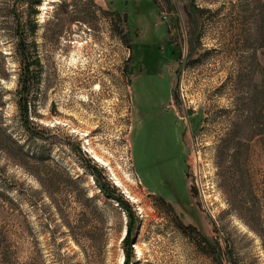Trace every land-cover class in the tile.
<instances>
[{"label":"rangeland","instance_id":"1","mask_svg":"<svg viewBox=\"0 0 264 264\" xmlns=\"http://www.w3.org/2000/svg\"><path fill=\"white\" fill-rule=\"evenodd\" d=\"M35 1L0 0V264H124L119 199L130 264H264V0ZM150 99L170 209L137 174Z\"/></svg>","mask_w":264,"mask_h":264},{"label":"flooded vegetation","instance_id":"2","mask_svg":"<svg viewBox=\"0 0 264 264\" xmlns=\"http://www.w3.org/2000/svg\"><path fill=\"white\" fill-rule=\"evenodd\" d=\"M137 83V93L142 98H145L146 90L142 85V81H138ZM151 101L150 99L148 103H141L136 100L139 116L143 119L140 125L135 128L136 136L145 138L143 143L146 144V149L142 147L143 149H141L137 160V174L141 185L150 191L149 194L159 202L166 204L168 209H170L173 205L165 194H170L179 204L182 202V196L180 190L171 178L168 177L167 180L163 178L161 182H158L155 178L156 173L159 171L167 174L165 156L167 154L170 137L167 136L164 126L165 122L163 119L165 117L161 116L160 113L156 114V110L153 111V109L158 107V104L154 105ZM149 107L153 109L148 111ZM152 128L154 132L151 131ZM161 184L164 185V188L160 186ZM159 202H157V206L160 207Z\"/></svg>","mask_w":264,"mask_h":264},{"label":"trees","instance_id":"3","mask_svg":"<svg viewBox=\"0 0 264 264\" xmlns=\"http://www.w3.org/2000/svg\"><path fill=\"white\" fill-rule=\"evenodd\" d=\"M36 3H39V0L35 1ZM36 21H30V29L31 33L34 34L36 31ZM33 47H31L28 44V36L22 33L19 34V40H18V45H17V55H18V62L21 68V75L22 78L19 79V88L23 92H29L31 90V87L35 85L37 82L36 80L38 79V65L39 62L37 60V55H36V49L34 45L32 44ZM24 100L23 105L21 106V110L25 114V127L27 128L28 131H31L32 128L30 125L32 124L29 120L28 117V112H29V101ZM120 204L125 205V212L127 214L128 220H131V222H128V227H127V233L126 236L123 240L125 244V253H126V258L124 264H130V260L133 254V248L132 245L134 244V240H131L132 237V231H133V220L135 217V213L133 212L132 208H130L129 205H127L122 199H119Z\"/></svg>","mask_w":264,"mask_h":264},{"label":"bare ground","instance_id":"4","mask_svg":"<svg viewBox=\"0 0 264 264\" xmlns=\"http://www.w3.org/2000/svg\"><path fill=\"white\" fill-rule=\"evenodd\" d=\"M132 200L136 202V199L132 198Z\"/></svg>","mask_w":264,"mask_h":264}]
</instances>
